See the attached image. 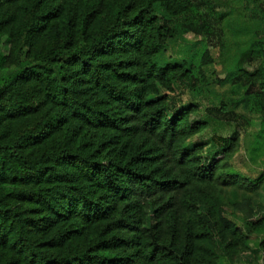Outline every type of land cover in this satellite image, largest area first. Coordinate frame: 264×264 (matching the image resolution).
<instances>
[{
	"label": "trees",
	"instance_id": "trees-1",
	"mask_svg": "<svg viewBox=\"0 0 264 264\" xmlns=\"http://www.w3.org/2000/svg\"><path fill=\"white\" fill-rule=\"evenodd\" d=\"M243 1L244 22L231 12L223 29L246 36L263 64L234 67L233 49L213 83L205 43L181 62L161 60L171 33H201L197 23L170 25L193 0H0V264H196L200 249L209 253L201 264H234L243 234L261 238L264 264V217L253 222L264 206L234 202L241 228L216 187L254 192L264 173L218 175L238 138L203 157L185 144L207 128L198 106L169 102L184 84L194 99L232 91L264 113V0ZM235 106L217 111L235 115ZM218 238L221 247L203 246Z\"/></svg>",
	"mask_w": 264,
	"mask_h": 264
},
{
	"label": "rangeland",
	"instance_id": "rangeland-1",
	"mask_svg": "<svg viewBox=\"0 0 264 264\" xmlns=\"http://www.w3.org/2000/svg\"><path fill=\"white\" fill-rule=\"evenodd\" d=\"M196 8L187 16H184L172 22L171 28L175 25L186 23L199 24L201 33H187L184 38H179L171 33L172 37L168 40L167 50L162 54L161 60H177L181 62L188 57L190 45L196 42L205 43L215 58L213 65L204 68V74L209 77L210 81L216 83L225 78L227 71L222 69V62L227 58V52L233 49L239 50L237 57H232L231 61L234 67L239 66L247 71H254L263 64V59L251 55L250 49H246L248 43L246 36H237L231 31H225L223 24L233 12L234 17L244 22V1L240 0V5L234 4L232 0H193ZM264 7V6H263ZM249 34L248 36H250ZM247 45V46H246ZM233 52H231V55ZM197 87L199 84L196 85ZM226 87L222 88V92ZM162 93H165L162 91ZM228 97L224 95H203L201 98L194 99L192 92L184 85L176 86L173 93L169 94L170 105L176 109L183 106L194 104L199 108L195 120L207 122V128L196 136L185 141V144L200 145L201 155L206 157L210 155L212 149L221 145L220 140L227 137L238 138L239 142L231 158L221 157L218 175L227 172H235L242 179L254 180L264 173V113L258 109H250L249 105L242 106L237 104L242 98L241 95L232 91L228 92ZM254 96V95H252ZM248 98V96H246ZM244 99V98H243ZM229 103L235 106V115H224L218 112L221 102ZM228 164L229 168L225 166ZM216 187L219 195L225 204V215L235 222L239 227H244L241 215L234 213L233 203L240 201L243 196L250 197L253 201L264 206V184L257 191H249L237 185L224 184L221 179L216 181ZM264 217L260 214L253 222ZM224 240H205L203 246L209 249H215L222 246ZM261 238H253L247 235L237 237L235 244L230 250L233 253L234 264H262V253L260 249ZM209 253L200 249L195 257L196 264L208 259ZM248 261H250L248 263ZM221 264H230L223 260Z\"/></svg>",
	"mask_w": 264,
	"mask_h": 264
}]
</instances>
